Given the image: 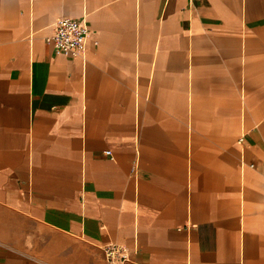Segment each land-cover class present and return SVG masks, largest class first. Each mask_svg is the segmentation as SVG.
<instances>
[{"label": "crops", "instance_id": "crops-1", "mask_svg": "<svg viewBox=\"0 0 264 264\" xmlns=\"http://www.w3.org/2000/svg\"><path fill=\"white\" fill-rule=\"evenodd\" d=\"M61 16L83 58L45 40ZM107 243L264 264V0H0V264Z\"/></svg>", "mask_w": 264, "mask_h": 264}, {"label": "built area", "instance_id": "built-area-1", "mask_svg": "<svg viewBox=\"0 0 264 264\" xmlns=\"http://www.w3.org/2000/svg\"><path fill=\"white\" fill-rule=\"evenodd\" d=\"M89 31L85 19L61 16L53 22L45 40L56 54L83 58L88 46ZM103 250L107 261L112 264L131 259L128 249L122 244L108 243L103 246Z\"/></svg>", "mask_w": 264, "mask_h": 264}, {"label": "rangeland", "instance_id": "rangeland-1", "mask_svg": "<svg viewBox=\"0 0 264 264\" xmlns=\"http://www.w3.org/2000/svg\"><path fill=\"white\" fill-rule=\"evenodd\" d=\"M108 244V243H107Z\"/></svg>", "mask_w": 264, "mask_h": 264}]
</instances>
